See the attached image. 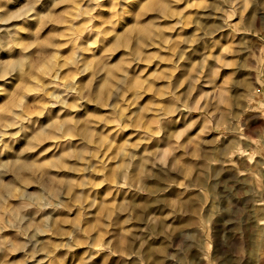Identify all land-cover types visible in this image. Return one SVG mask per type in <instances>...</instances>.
<instances>
[{
	"label": "clouds",
	"instance_id": "obj_1",
	"mask_svg": "<svg viewBox=\"0 0 264 264\" xmlns=\"http://www.w3.org/2000/svg\"><path fill=\"white\" fill-rule=\"evenodd\" d=\"M0 264H264V0H0Z\"/></svg>",
	"mask_w": 264,
	"mask_h": 264
}]
</instances>
